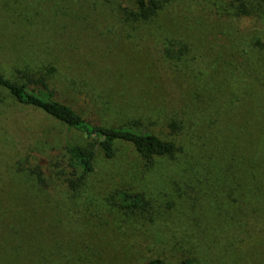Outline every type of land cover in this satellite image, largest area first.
Instances as JSON below:
<instances>
[{
	"label": "rangeland",
	"instance_id": "374dc122",
	"mask_svg": "<svg viewBox=\"0 0 264 264\" xmlns=\"http://www.w3.org/2000/svg\"><path fill=\"white\" fill-rule=\"evenodd\" d=\"M136 10L0 0L6 77H43L84 119L176 144L164 174L131 143L111 158L94 146L76 193L61 144L83 137L0 89V264H264V0ZM124 193L140 204L121 208Z\"/></svg>",
	"mask_w": 264,
	"mask_h": 264
},
{
	"label": "trees",
	"instance_id": "16d2710c",
	"mask_svg": "<svg viewBox=\"0 0 264 264\" xmlns=\"http://www.w3.org/2000/svg\"><path fill=\"white\" fill-rule=\"evenodd\" d=\"M136 11L132 14L138 18L149 19L160 7L162 0H134ZM242 1V0H241ZM0 89L14 99L16 102L36 107L48 114L50 117L62 122L67 128L76 129L83 137L85 144L73 143L68 137H64L61 144L63 155V181L73 192L78 193L79 188L85 183L90 170L89 160L92 155V148L96 146L101 155L111 158L114 155L115 142H127L133 144L144 163L151 169L154 167L162 170V174L169 171L164 164L157 159L162 157L172 158L176 149L173 139L162 140L152 131L136 130L131 126H104L84 119L74 108L57 101L54 98V91L45 82L43 77H32L24 75L23 81H17L6 77L0 72ZM156 182H161L157 181ZM126 208L136 207L140 204L142 196L124 193L120 199ZM127 202V203H124ZM146 264H165V262L154 257L146 261ZM175 264H194L191 257L178 259Z\"/></svg>",
	"mask_w": 264,
	"mask_h": 264
}]
</instances>
